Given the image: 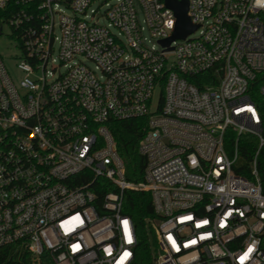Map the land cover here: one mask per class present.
<instances>
[{"label": "built area", "instance_id": "1", "mask_svg": "<svg viewBox=\"0 0 264 264\" xmlns=\"http://www.w3.org/2000/svg\"><path fill=\"white\" fill-rule=\"evenodd\" d=\"M187 14L197 29L167 47L166 0H0L20 74L0 51V249L140 264L134 190L156 214L152 264H264V0ZM142 117L134 181L111 122ZM245 134L257 148L239 163Z\"/></svg>", "mask_w": 264, "mask_h": 264}, {"label": "trees", "instance_id": "2", "mask_svg": "<svg viewBox=\"0 0 264 264\" xmlns=\"http://www.w3.org/2000/svg\"><path fill=\"white\" fill-rule=\"evenodd\" d=\"M264 117V101L260 104ZM147 118H133L125 121L112 120L111 129L116 138L120 154L127 164V178L141 181L144 178L145 159L138 151V143L143 135ZM241 157L239 163L248 162L257 148V138L250 134L240 136ZM260 166L264 171V150L260 157ZM238 173L246 175L237 165ZM124 212L130 215L135 223L139 237V263L152 264V253L155 247V229L152 221L156 218L152 198L149 192L129 190L125 194ZM0 264H37L29 253L14 251L11 247L0 249ZM38 264H54L51 256L44 255Z\"/></svg>", "mask_w": 264, "mask_h": 264}, {"label": "water", "instance_id": "3", "mask_svg": "<svg viewBox=\"0 0 264 264\" xmlns=\"http://www.w3.org/2000/svg\"><path fill=\"white\" fill-rule=\"evenodd\" d=\"M166 3L175 11L177 17L173 35L161 41L163 45L169 47L172 41L185 38L188 34L195 31L197 26L191 22L187 14L188 0H166Z\"/></svg>", "mask_w": 264, "mask_h": 264}, {"label": "rangeland", "instance_id": "4", "mask_svg": "<svg viewBox=\"0 0 264 264\" xmlns=\"http://www.w3.org/2000/svg\"><path fill=\"white\" fill-rule=\"evenodd\" d=\"M0 49H1L0 51H2V53L6 57H7V55H10L12 52H14L16 50L13 41L9 40L6 36H3L0 38ZM78 59H80L81 61H83L85 63H88V61L84 57H79ZM6 64L9 68L11 74L15 78V80L19 79L20 74L16 69L15 61H13L12 59H8V57H7ZM158 100H159V91H157L155 94V100H154L155 105L157 104Z\"/></svg>", "mask_w": 264, "mask_h": 264}]
</instances>
